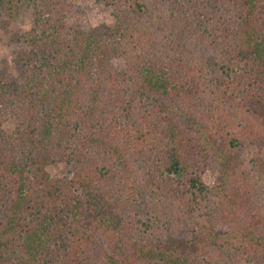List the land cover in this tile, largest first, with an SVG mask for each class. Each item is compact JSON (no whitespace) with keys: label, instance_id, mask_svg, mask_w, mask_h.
<instances>
[{"label":"trees","instance_id":"16d2710c","mask_svg":"<svg viewBox=\"0 0 264 264\" xmlns=\"http://www.w3.org/2000/svg\"><path fill=\"white\" fill-rule=\"evenodd\" d=\"M94 1L0 4V264H264V0Z\"/></svg>","mask_w":264,"mask_h":264},{"label":"rangeland","instance_id":"374dc122","mask_svg":"<svg viewBox=\"0 0 264 264\" xmlns=\"http://www.w3.org/2000/svg\"><path fill=\"white\" fill-rule=\"evenodd\" d=\"M70 2L86 12L91 24H97L99 22L113 24L115 22L110 8L103 5L101 2H95L94 0H70ZM0 4H6V0H0ZM8 12V10L4 11L0 9V78L5 80L16 76V68L18 66L19 58L25 51V45L18 41L16 37L30 25L29 11L21 14L12 22L7 21L9 17ZM213 169V166H211L204 174L206 181H209L213 176ZM49 170L52 174L61 176L65 174L66 169L63 165L57 164L49 167ZM257 202L264 213V184L259 188ZM155 207H157V216H165L161 217V223L155 222V225H159L162 231H166V228L179 229V226L177 227L173 222L175 208L169 202H159ZM222 260H224L223 264H241V262L236 260L234 255L230 258L229 256H223Z\"/></svg>","mask_w":264,"mask_h":264}]
</instances>
